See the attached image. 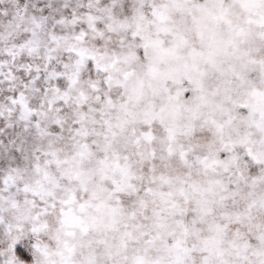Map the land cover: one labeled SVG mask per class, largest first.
Here are the masks:
<instances>
[{
  "label": "snow or ice",
  "instance_id": "snow-or-ice-1",
  "mask_svg": "<svg viewBox=\"0 0 264 264\" xmlns=\"http://www.w3.org/2000/svg\"><path fill=\"white\" fill-rule=\"evenodd\" d=\"M0 264H264V0H0Z\"/></svg>",
  "mask_w": 264,
  "mask_h": 264
}]
</instances>
